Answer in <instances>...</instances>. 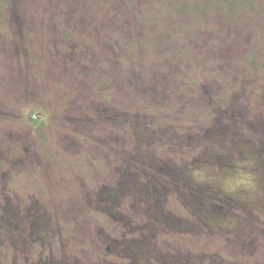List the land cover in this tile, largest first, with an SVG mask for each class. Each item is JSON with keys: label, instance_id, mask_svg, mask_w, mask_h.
Returning a JSON list of instances; mask_svg holds the SVG:
<instances>
[{"label": "rangeland", "instance_id": "1", "mask_svg": "<svg viewBox=\"0 0 264 264\" xmlns=\"http://www.w3.org/2000/svg\"><path fill=\"white\" fill-rule=\"evenodd\" d=\"M99 185L136 218L127 239L151 237L138 254L101 240L120 219L96 222ZM15 263L264 264V0H0V264Z\"/></svg>", "mask_w": 264, "mask_h": 264}, {"label": "flooded vegetation", "instance_id": "2", "mask_svg": "<svg viewBox=\"0 0 264 264\" xmlns=\"http://www.w3.org/2000/svg\"><path fill=\"white\" fill-rule=\"evenodd\" d=\"M255 157L251 156L250 160H249L254 166L258 164V160H255ZM156 170H160V168L157 167ZM178 171L180 172V175L182 177L185 176V171L183 169L182 170L179 169ZM123 175H124V172H120V175L117 176V180H115V183L119 184V185H117L119 188L121 187L120 183L123 182ZM153 177L155 178V176H153ZM117 186H115V187H112V186L111 187H106V186L99 185V187L97 189L89 191V192H86V195H88V197L90 198L91 202H93L91 198L96 197V196L99 198V203L96 204V203L93 202V205H95L98 208H100V212H102V213L107 215V216H105V218L99 217L98 221H96V222L100 223L102 225V227H103V225H107V221L110 222L111 219H115V221H119V219H120L119 222H115L118 225L117 227H115V229L117 230V232H119L116 235V237H114L115 235L113 236V235H107V233L106 234L103 233V231H102L103 228L100 227V233H101L100 238H101V240H107V241L111 240L112 241L111 243L114 246V248H117V249L119 248L118 251L127 250V252L128 253L131 252L132 255L135 254V253L138 254L139 252H141V250L143 248L147 247V245H148L147 242L148 241H146V240H149L151 237L147 238L144 235L143 238H141V237L135 238L133 236V237H130V238H133V239H127L128 235L125 234L127 232H125V233L122 232L124 229L121 230V225L129 224L133 220H135L136 218H134L132 221H130L128 223L129 220H128V217H127L126 214H122L120 212H117V211L111 209V204H110L111 191H114L112 189H115ZM176 186L177 185H175V187ZM109 190H111V191H109ZM198 191L200 193H203V195L205 196L206 192H202L201 190H198ZM197 199H199V198L197 197ZM198 201H200V200H198ZM123 202L124 201L121 202V205H123ZM103 203L105 205H102ZM115 207H120V201H117L115 203ZM29 208L30 207H28L27 209H29ZM92 208H94V207H92ZM11 209H12V207L10 206V209L8 210L10 215H12V213H14V211H15V210L12 211ZM18 211H20V210L17 209V214H15V215H19V213L22 210L20 212H18ZM106 219H107V221H106ZM138 219L140 220V221L139 220L136 221V223H138V224H147L145 221H149V224L153 223L150 219H146L145 221H143L140 218H138ZM9 224L10 223L7 221V225H9ZM14 224H15V222H14ZM40 225L41 224H39V223L37 225L36 222H35L33 224V226L31 227V229H30L31 233H28V235L30 236L31 239H39V241L44 239L43 232H45V231L41 229ZM137 230L140 231L138 228H137ZM25 232H26L25 230L19 231V234H20L19 236L24 238L25 237ZM10 233L13 234V231H11ZM139 234H141V233H139ZM151 240H154V239L152 238ZM143 242L145 244H147V245H145ZM154 242L157 243V240H155ZM11 243H13V241H11ZM109 247H108V249L111 250V248H109ZM28 264H30V263H28ZM31 264H33V263H31Z\"/></svg>", "mask_w": 264, "mask_h": 264}, {"label": "trees", "instance_id": "3", "mask_svg": "<svg viewBox=\"0 0 264 264\" xmlns=\"http://www.w3.org/2000/svg\"><path fill=\"white\" fill-rule=\"evenodd\" d=\"M33 122H34L36 125H38V124L40 123V120L37 119V118H33Z\"/></svg>", "mask_w": 264, "mask_h": 264}]
</instances>
